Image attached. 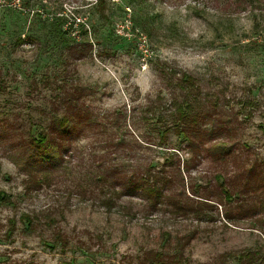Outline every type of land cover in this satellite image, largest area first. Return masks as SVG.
Masks as SVG:
<instances>
[{
  "label": "rangeland",
  "instance_id": "1",
  "mask_svg": "<svg viewBox=\"0 0 264 264\" xmlns=\"http://www.w3.org/2000/svg\"><path fill=\"white\" fill-rule=\"evenodd\" d=\"M0 264H264V0H0Z\"/></svg>",
  "mask_w": 264,
  "mask_h": 264
},
{
  "label": "trees",
  "instance_id": "2",
  "mask_svg": "<svg viewBox=\"0 0 264 264\" xmlns=\"http://www.w3.org/2000/svg\"><path fill=\"white\" fill-rule=\"evenodd\" d=\"M169 80L172 81L171 78H169ZM176 81L177 82H175V85L179 86V88H181L182 90L187 91V93H190L191 92L190 88L192 86H194L193 85V80L191 81V80H189L187 78L186 79L177 78ZM177 114H178V118L181 121H188L187 119L191 118V113H189L187 110L185 112H183L182 108L179 110V112ZM68 124H69V121H68L67 117H62L61 119H58L55 122L56 127L59 128V130H61V131L65 130L66 127L68 126ZM41 139L42 140H40V141L44 140L43 138H41ZM213 149L214 150H218V151L229 150L230 149V145H226V144H217L216 145L215 144ZM149 190H150L151 193H155V194H159L160 193V191L158 189H155V188H150ZM22 218H23V220L29 221L27 215L22 216ZM161 263H166V262H161Z\"/></svg>",
  "mask_w": 264,
  "mask_h": 264
}]
</instances>
